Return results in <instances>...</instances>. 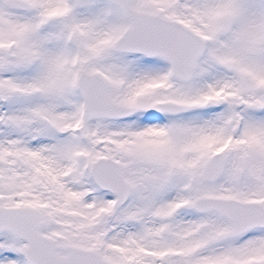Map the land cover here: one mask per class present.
<instances>
[{"label": "snow or ice", "instance_id": "6c2138e0", "mask_svg": "<svg viewBox=\"0 0 264 264\" xmlns=\"http://www.w3.org/2000/svg\"><path fill=\"white\" fill-rule=\"evenodd\" d=\"M0 264H264V0H0Z\"/></svg>", "mask_w": 264, "mask_h": 264}]
</instances>
